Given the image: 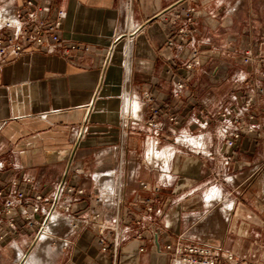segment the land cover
<instances>
[{"label":"crops","instance_id":"1","mask_svg":"<svg viewBox=\"0 0 264 264\" xmlns=\"http://www.w3.org/2000/svg\"><path fill=\"white\" fill-rule=\"evenodd\" d=\"M26 1L0 0V24L24 11ZM34 1L44 8L39 14L42 18L63 11V38L90 51L64 55L30 46L0 68V162L4 164L0 184L8 186L19 179L22 189L34 188L48 198L62 185L59 202L42 205L47 209L55 206L52 215L62 220V227L59 224L50 234L66 231V237L53 249L42 242L31 252L41 241L42 216L34 215V225L29 226L16 213L17 230L1 229L0 264H21L34 252L33 264H113L116 235V264H172L179 240L227 249L230 245L217 233L195 228L203 202L197 192L218 184L216 174L225 164L230 165L236 180L246 173L249 182L259 171L264 172V156L260 158L264 154V97L256 106L259 129L244 133L238 156L228 163L226 151L217 141L221 122L216 126L207 109L206 113L193 110L197 104L207 107L210 93L201 97L194 87L195 92L190 95L187 91L186 96L184 92L179 103L173 95L174 78L193 59L208 67L227 54L242 59L250 50L252 61L243 64L246 70L248 66L253 70L250 77L255 79L246 87L252 86L250 92H255L264 67V43L257 46L264 41V0ZM193 7L200 16L195 18L194 35L186 37L179 34L183 24L176 18ZM220 69L217 66L215 71ZM206 88L216 89L215 85ZM147 94L161 106L156 119L159 125L170 132V136L161 132L157 149L162 154L174 152L175 171L191 155L184 174L173 171L176 176L168 182L147 161L156 134L145 127L151 110ZM187 96L194 106L182 114L191 124L187 133L195 135L197 129V134L205 135L206 154L201 156L173 142L177 133L172 121ZM237 101L240 106L242 99ZM131 106L132 114L139 109L135 117L138 127L124 123ZM204 122L207 128L200 129L197 124ZM81 129L84 136L78 137ZM259 178V190L255 193L249 183L253 190L244 199L250 200V208H238L230 226L222 223L224 234L234 233L233 249L238 251L264 249V205L260 204L264 202V174ZM244 181L238 184L242 186ZM102 234L111 247L107 252L100 244ZM167 245L172 249L167 250Z\"/></svg>","mask_w":264,"mask_h":264},{"label":"built area","instance_id":"2","mask_svg":"<svg viewBox=\"0 0 264 264\" xmlns=\"http://www.w3.org/2000/svg\"><path fill=\"white\" fill-rule=\"evenodd\" d=\"M44 1L50 2L52 0ZM43 10L44 8L42 6L35 5L34 0H27L24 11L16 12L12 17L7 18L4 23L0 24V33L6 31L0 36V68L21 56L30 46L47 53L60 52L64 55H69L76 51H90L89 47L83 46L78 42L67 41L63 38V11H56L52 17L42 18L39 14ZM199 16L200 12L195 7L190 8L184 15H178L176 21L183 24L178 30L179 34L192 37L195 33V18ZM199 62V59L192 60L185 65V69L192 71ZM248 65H250L249 61ZM247 72L250 74L253 72L250 66H248ZM259 78L262 83L258 85L255 92H247L243 95L242 103L239 107L235 109H224L220 114L221 124L217 131V137L226 151L224 156L228 163L238 156L244 133H256L259 129V125L257 124L259 113L256 106L258 99L264 97V67L260 72ZM185 90V78L183 75L176 76L174 78V97L181 98ZM145 98L151 104V121L149 122V126L156 133L155 139L150 144L149 156L161 161L170 156V160H172L174 158V152L169 151V154L165 157L157 149L160 133L159 124L155 120L161 113V106L158 105L157 101L150 94H147ZM193 106L192 98L187 99V107L192 108ZM197 126L200 129H206L208 123H198ZM84 133V129L79 130L78 137L81 134H83V137ZM180 137L183 138L193 151L196 150L197 153H205L204 133L197 135L186 133L181 134ZM194 141L198 144H193ZM3 168L4 164L0 162V171ZM163 172L170 174L168 170H163ZM63 193L64 187L62 185L48 198L40 193H35L34 188L28 190L22 189L19 179H14L8 186L0 184V239L4 238L1 233L2 227L7 226L12 231L17 230V220L14 218L16 213L24 216L29 226L34 225V215L40 214L42 216L40 229H42L50 214L56 211L55 206L53 209H47L42 204L47 202L57 204ZM67 209L69 210V207ZM136 221L138 224L140 223L139 219H136ZM114 231H117V228ZM100 244L104 252L109 251L111 248L103 234L101 235ZM112 244L113 264H116L119 252L117 235L113 238ZM157 249L161 251L159 245ZM166 249L171 250L172 246L167 245ZM227 259L234 260L235 255L230 254ZM172 264H220V258L219 254L215 253L210 246L186 244L182 240H179L175 245V256L172 258Z\"/></svg>","mask_w":264,"mask_h":264},{"label":"rangeland","instance_id":"3","mask_svg":"<svg viewBox=\"0 0 264 264\" xmlns=\"http://www.w3.org/2000/svg\"><path fill=\"white\" fill-rule=\"evenodd\" d=\"M262 43H264V41L263 42L259 41L257 43V46L261 47ZM252 45L254 46L253 47L254 50L257 49L255 47L256 45L255 42ZM252 58L253 56L251 54V51L246 50L242 54V59L239 58L238 54L237 56H234V55L230 56L227 54L226 57H222L221 59H215L214 61H212V63L208 67L202 66V61L199 60L200 61L199 64L195 65L192 71H187L184 68L185 69L184 72L181 73L186 81V90H185L184 95L186 94L187 91H189L188 93L192 95L195 92L194 87H196L195 88L197 90L196 92L201 97H204V95L207 94V92H209L211 95V97L208 98L209 101L207 102V107L205 106L204 103L200 105L197 104L194 106L193 110L196 108L199 113L201 112L206 113L204 109H207L209 111L208 116H211V121H213V123H215V125L218 126L219 124L218 122H221L219 117H220V114L223 112V110L224 109H235L239 107V101L237 100L242 99L245 93L251 91L252 86L246 87V85L249 84L251 80H254L255 77L251 78L250 76H253L254 74L253 73L248 74L246 67L244 66L248 65V61L251 63ZM196 59H193V60H196ZM217 66L221 67L219 72L215 71ZM224 67H226V69ZM187 75H189V78H187ZM194 84L195 85L197 84V86H193ZM208 85L209 86L215 85L216 89H214L213 91H208V88H206L208 87ZM218 85H221V86H218ZM222 85H224V87ZM249 85H252V84L250 83ZM184 95L181 98H177L179 100V103L180 101L183 102V99L186 96ZM215 96H218V97H215ZM234 97L236 99H234ZM187 99H189V96H187L186 103H184L183 106L180 107V105H178L179 103L177 104L179 107V110L177 112L178 115H177V118H175L172 121V126L174 127L173 131L177 133L176 138L173 140V142L176 141L178 145L184 146V147H189V146L183 140V138L180 137V135L186 134L188 131H190V128H191V124H189L185 120L186 117L182 114V112L185 111L186 108H190V107H187ZM131 109H132V106L130 110ZM138 110L139 109L137 108V111L135 110L136 112H134V114H132L133 110L129 112V113L132 112L130 115L127 114V119H125L124 121L125 125H128V126L134 125L138 127V124L140 123L137 120H135V117H137V114H138ZM150 115L151 114L149 113V116ZM150 121H151V118H147V122L145 124L146 128L151 129V127L149 126ZM155 121L158 123V120H155ZM162 131L164 134L167 133V135L170 136V134H168L170 132H167L168 128H165L164 126L161 127L159 125V133L161 134ZM188 134H191V133H188ZM194 134L197 135V129H195ZM217 139H218L217 141L222 145L219 138ZM189 148L192 149L191 147ZM158 151L161 152L160 150ZM168 154L169 153L167 152L163 153L164 156H167ZM199 154L200 156L202 155V153H199ZM204 154H206V152ZM263 156L264 154H260V158H262ZM147 157H148L147 161L152 163L153 167L157 168L158 171H160L162 178L166 180L167 182L170 181L172 177L176 176L173 173V171L176 173L184 174L182 173V170L184 166L188 163V161L191 160V155H187L184 159L181 160V165L179 167L177 165L176 171H175L174 160H170L171 158L170 156L169 158L161 161V160L155 159L154 157L149 156V151H148ZM262 164L263 162L259 163V165H262ZM163 170L170 171V174L163 172ZM232 172L233 170L231 169L230 165L225 164L224 166H221V168L218 170V174H216V179L218 180V184L207 185L205 188H201L202 190L197 192V194L200 196V199L203 202L200 203L201 216L195 219V228L197 230L200 229L201 231L209 230L212 232V234L217 233L219 235L218 237L219 239L220 238L223 240L225 239L227 245L228 246L230 245L227 249H219L217 248V246H215L216 248L210 246L215 253L219 254L220 264H224V261H225L224 259H227L228 255L230 254H234V255L236 254L235 259L234 260L227 259V264H260V263L262 264V261L264 260V249L253 248L254 251H250V249L245 248V247L244 249L240 251L233 249V245H234L233 241L235 240L234 233L228 231V233L224 234L222 223H226L228 224V226H230V221H234L235 212L238 210V208L243 209L244 206L250 208V205L247 204L250 200H247L248 202L244 201V199L246 198L249 199V194L251 190H253V187H251L249 183H253L255 187L254 191L256 193V191L259 190V187L257 186V183L261 179L259 177L261 176V174H264V172L259 171L257 174H255V176L249 182L247 181L250 178L247 177L245 172H244L245 174L243 175V179L239 178V180H236L237 178L233 177ZM242 180H245V181L241 186V184H238V182H241ZM235 182L237 183V185L235 184ZM209 196L212 197L211 198L212 201L210 203L207 202ZM260 204L264 205V202L260 201ZM225 215H227L228 218ZM56 217L52 215L51 216L52 219L48 220L46 224L44 225V227L40 229V234H39L40 235L39 239L41 240L40 244L34 247V249H32L31 252L35 251L36 248L37 249L40 248L39 246H41L42 242L49 243L51 249L57 246V244H60L63 242V240L66 237V233H65L66 231L60 232L59 230H57L53 234L47 235L46 238L43 237V234L46 231V227L49 225V223L52 220L56 219ZM237 219H241V218L237 217ZM62 225L63 224H60V227H62ZM228 229L229 228L227 227V230ZM196 245H203V244L197 243ZM52 251L53 250H51V254H52ZM46 252L48 253V250ZM46 252L41 250V253L46 254ZM34 253L26 255V257L24 258V262L22 264L27 263L30 260V258L34 255Z\"/></svg>","mask_w":264,"mask_h":264},{"label":"bare ground","instance_id":"4","mask_svg":"<svg viewBox=\"0 0 264 264\" xmlns=\"http://www.w3.org/2000/svg\"><path fill=\"white\" fill-rule=\"evenodd\" d=\"M130 48H131V44H130ZM193 144H198L197 142H193ZM55 212V211H54ZM54 212H52L51 214H50V216H49V218H48V220H50V219H52L51 218V216H52V214H54ZM58 216V215H57ZM56 217V216H55ZM47 220V221H48ZM62 223V220H61V218H59V216L58 217H56V219H54V220H52L50 223H49V225L46 227V231L44 232V234H43V237L44 238H46L47 237V235H49L51 232H52V230L56 227V226H58L59 224H61ZM40 237V236H39ZM34 256L33 257H31L30 258V260L27 262V263H25V264H33V263H35L34 262ZM24 261H22V262H20L21 264L23 263Z\"/></svg>","mask_w":264,"mask_h":264}]
</instances>
